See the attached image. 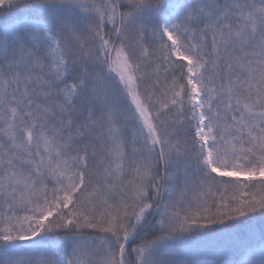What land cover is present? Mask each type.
<instances>
[{"label": "snow or ice", "instance_id": "1", "mask_svg": "<svg viewBox=\"0 0 264 264\" xmlns=\"http://www.w3.org/2000/svg\"><path fill=\"white\" fill-rule=\"evenodd\" d=\"M0 264H264V0H0Z\"/></svg>", "mask_w": 264, "mask_h": 264}]
</instances>
